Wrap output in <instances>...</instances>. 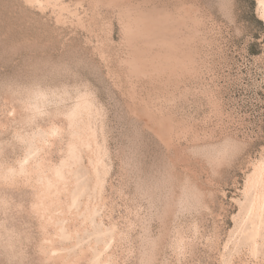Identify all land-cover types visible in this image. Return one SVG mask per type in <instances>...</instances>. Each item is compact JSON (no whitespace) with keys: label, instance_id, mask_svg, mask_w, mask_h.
I'll return each instance as SVG.
<instances>
[{"label":"rangeland","instance_id":"374dc122","mask_svg":"<svg viewBox=\"0 0 264 264\" xmlns=\"http://www.w3.org/2000/svg\"><path fill=\"white\" fill-rule=\"evenodd\" d=\"M262 163L264 0H0V264H264Z\"/></svg>","mask_w":264,"mask_h":264},{"label":"bare ground","instance_id":"6f19581e","mask_svg":"<svg viewBox=\"0 0 264 264\" xmlns=\"http://www.w3.org/2000/svg\"><path fill=\"white\" fill-rule=\"evenodd\" d=\"M263 164V163H262ZM264 165V164H263ZM263 171H264V167H263V169H262ZM263 183V182H262Z\"/></svg>","mask_w":264,"mask_h":264}]
</instances>
